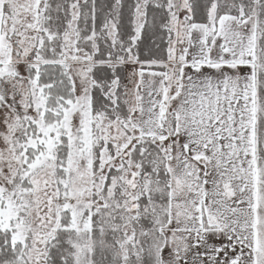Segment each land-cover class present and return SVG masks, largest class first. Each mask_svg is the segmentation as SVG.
<instances>
[{"label":"snow or ice","instance_id":"6c2138e0","mask_svg":"<svg viewBox=\"0 0 264 264\" xmlns=\"http://www.w3.org/2000/svg\"><path fill=\"white\" fill-rule=\"evenodd\" d=\"M0 264H264V0H0Z\"/></svg>","mask_w":264,"mask_h":264}]
</instances>
